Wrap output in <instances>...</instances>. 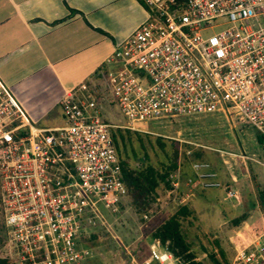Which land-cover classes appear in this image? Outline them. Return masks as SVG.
<instances>
[{
	"label": "built area",
	"instance_id": "obj_1",
	"mask_svg": "<svg viewBox=\"0 0 264 264\" xmlns=\"http://www.w3.org/2000/svg\"><path fill=\"white\" fill-rule=\"evenodd\" d=\"M140 2L145 16L114 41L104 61L117 67L99 66L62 93L63 125L34 126L0 80V203L14 264H80L91 255L78 238L102 222L101 209L117 212L126 193L115 129L177 142L176 165L162 182L164 204L185 203L192 189L219 187L224 198L236 197L207 161H191L192 175H183L180 184V154L191 153L181 145L206 147L187 138L190 126H183L193 118L234 115L252 126L262 137V159L232 155L264 170V0ZM105 102L118 109L124 123L101 117ZM171 126L174 136L163 134ZM153 205L159 209V197ZM158 247L157 240L149 245V262L178 264L170 251ZM229 264H264V226L235 250Z\"/></svg>",
	"mask_w": 264,
	"mask_h": 264
},
{
	"label": "crops",
	"instance_id": "obj_2",
	"mask_svg": "<svg viewBox=\"0 0 264 264\" xmlns=\"http://www.w3.org/2000/svg\"><path fill=\"white\" fill-rule=\"evenodd\" d=\"M144 16L145 11L140 0H0V80L10 87L34 126L41 128L61 126L64 120L58 103L62 93L86 78L99 66L116 68L115 63L104 64L112 52L114 41L126 37ZM105 106L113 105L103 103L101 109L103 119ZM56 109L59 118H50ZM206 119L208 120L206 123L209 124L210 117ZM190 130L187 138L191 141L225 151L219 153L206 147L185 143L181 145H187L182 147L183 150L214 152V159L210 162L200 161H207L216 172L217 179L235 191L236 197L230 198L236 200L232 208L237 214L226 218L225 221L229 220L235 225L242 223L244 228L249 226L248 221L252 219L254 226L259 227V233L249 237H243L241 232H236L235 236L239 237L233 238L236 240L235 245L239 247L234 249L235 253L236 249L253 241L264 226V212L257 198V192L264 189V170L258 164L263 172L259 176L260 179H257L255 174L247 173L245 164L252 160L242 161L232 155L235 152L224 147L205 145V140L197 134L198 132L193 133L192 127ZM178 132L186 138L183 130ZM259 146L262 152V143ZM191 161L182 167L187 175H192ZM236 162L239 168L241 166V170L235 169ZM241 176L251 182L253 203L250 210L242 207L240 189L231 188ZM201 190L204 189H196L194 195H188L186 200H191L189 204L183 203L189 211L185 218L192 212L196 213L195 205L203 207L196 198Z\"/></svg>",
	"mask_w": 264,
	"mask_h": 264
},
{
	"label": "rangeland",
	"instance_id": "obj_3",
	"mask_svg": "<svg viewBox=\"0 0 264 264\" xmlns=\"http://www.w3.org/2000/svg\"><path fill=\"white\" fill-rule=\"evenodd\" d=\"M219 28L221 27H216L213 31ZM103 116L110 123H124V118L115 106H105ZM51 117L59 118L57 109L53 111ZM206 117H210L209 124L206 123L208 121ZM138 126L143 125L138 124ZM189 126L193 128V133L200 128L197 134L205 140V145L211 146L214 144L218 148L224 147L226 150L235 153L243 151L247 156L262 159L261 147L255 141L256 135H258L256 130L252 126L240 124L234 115L227 117V115L219 113L208 114L207 116L191 119L190 123L184 125L183 128ZM152 129H154L153 125ZM172 129V126L169 127V130L163 134L174 136ZM138 133H140L139 136H131L125 146L118 147L119 154L125 159L128 156V161L131 162L133 167H140L142 162H146L157 169H161L170 159L172 149L168 141L172 140L162 136ZM156 138L162 139L159 141L163 143L162 148ZM138 140L141 141L142 146H140ZM200 154L202 160L210 162L214 159V152L210 150H203ZM180 157L181 166L184 167L189 160L181 154ZM245 165L247 173H253L257 179H260L259 176L262 175L263 170L258 164L248 161ZM235 169L241 170L238 162H236ZM182 173L180 184L183 185V177L188 173L185 174L183 170ZM250 185V180L243 176L238 182L231 185V188L240 189L242 207L245 210L252 208L253 197L250 192ZM161 189L162 182L156 187L155 191V196L159 197L161 206L157 205L159 209H155L152 205L151 209L153 211L149 214L146 213V218H142L128 207L120 208L118 206L117 212L101 211L100 219L102 222L97 221L94 226L88 228L89 234L87 236L78 238L79 245L91 251V255L87 257L89 259H83L82 264H156L148 260V247L152 243L150 232L178 207L175 203H162L163 193ZM195 190L192 189L193 195ZM181 192H187V189H182ZM223 197L224 191L221 188L201 190L196 198L202 203L203 207L195 205L196 213L192 212L191 215L180 220V231L184 240L196 259L204 264H213V260L219 264H229L234 255V249L239 247L235 245L236 240L233 238L236 232H241L243 237H249L260 231L259 227L254 226L255 223L252 219L248 221L249 226L245 225L244 228H242L244 225L242 223L235 225L229 220L225 221L226 218L229 219L230 216H235L237 211L232 208V204L236 200ZM187 201H185L186 204L191 202V200ZM90 235H95V238L90 239ZM235 237L238 238L239 236ZM162 248L166 247L162 246ZM8 254L12 258L10 253Z\"/></svg>",
	"mask_w": 264,
	"mask_h": 264
},
{
	"label": "trees",
	"instance_id": "obj_4",
	"mask_svg": "<svg viewBox=\"0 0 264 264\" xmlns=\"http://www.w3.org/2000/svg\"><path fill=\"white\" fill-rule=\"evenodd\" d=\"M139 134L140 133L137 131H130L128 129L113 130L112 136L117 148V153L119 154V146H125L126 142L130 140L131 136H139ZM145 134L146 133L142 135ZM160 140L162 139L156 138L157 142ZM256 141L261 144L262 137H260V135H256ZM138 142H140V146H142L141 141L138 140ZM168 142L170 148L172 149L171 156L168 160V163L164 164L161 169H157L146 162H142L140 167H133L131 162L129 163L128 161V156L127 159H125L119 154V156L122 158L121 162L124 167L123 180L126 187V193L118 203L120 208L128 207L130 210L140 216L143 213L149 214V212L153 211L151 208L153 207L152 205L156 187L161 182H163L166 173L176 165L177 142L174 140ZM159 144L162 148L163 143L159 142ZM144 156L146 155L144 154ZM185 158L189 161L202 160L201 154L197 150H192L190 155ZM257 198L260 208L264 212V189H261L257 192ZM188 214L189 211L186 205H179L169 217L164 219L160 224L152 229L150 232V238L152 240H157L161 246L166 247V249L178 259V264H204L202 261L196 259L180 231V220ZM92 238L94 239L95 235H90V239ZM7 251L8 247L5 242L0 203V264H14L12 258L8 254L9 252ZM83 262L84 261H82L80 264ZM213 264L219 263L213 260Z\"/></svg>",
	"mask_w": 264,
	"mask_h": 264
}]
</instances>
